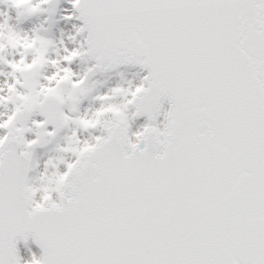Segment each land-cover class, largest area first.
<instances>
[{
    "label": "snow or ice",
    "instance_id": "snow-or-ice-1",
    "mask_svg": "<svg viewBox=\"0 0 264 264\" xmlns=\"http://www.w3.org/2000/svg\"><path fill=\"white\" fill-rule=\"evenodd\" d=\"M11 2L34 14L52 0ZM69 2L87 36L59 59L47 56L52 41L0 24V53L23 49L4 61L14 79L0 96L15 105L0 120V264H21L17 243L29 238L43 250L31 264H264V0ZM86 56L97 61L89 73L130 64L147 74L74 117L63 107L77 110L88 73L73 79L59 64ZM48 64L56 71L40 83ZM130 109L147 117L131 135ZM34 112L44 119L17 126ZM69 124L106 135L81 143L73 132L60 150L75 159L59 161L63 172L50 159L31 187L34 149Z\"/></svg>",
    "mask_w": 264,
    "mask_h": 264
},
{
    "label": "rangeland",
    "instance_id": "rangeland-1",
    "mask_svg": "<svg viewBox=\"0 0 264 264\" xmlns=\"http://www.w3.org/2000/svg\"><path fill=\"white\" fill-rule=\"evenodd\" d=\"M33 2H37V0H33ZM71 3L69 0H52L50 4H43L41 5V11L36 12L34 14H27L24 12L23 9H17L13 6L11 0H0V24H4L6 22V27L3 29L5 34L8 32L9 28L14 32L18 33L20 36L24 37L27 36L28 38H32L34 36H40L45 38L46 40L52 41V44L48 47L47 56L49 59H59L60 57L66 55L64 49L67 48L69 50L79 48L83 42L82 34H77V29L80 27L76 20V16L74 13L71 12ZM71 15L72 19H65V17ZM75 37V39H72ZM62 42V43H61ZM23 52L21 48H12L7 47L0 56H3V60H0V96H5L6 90L4 86H2V74L8 72L11 73L12 69L9 67L7 63L4 61H14L20 59V54ZM28 61L30 62L32 59V53L29 52L27 56ZM82 58L75 59L74 62L71 64H67L63 62V66L68 67L74 73V66L76 63H80ZM51 64L44 66L40 70L39 81L40 83H46L44 80L45 76L51 75L55 68ZM63 68V67H61ZM83 71L79 74L75 75L73 79H79L82 77ZM19 76V73L16 74ZM14 79L13 76H11ZM124 76H116V77H109L104 78L107 86L105 88H98L97 84L99 83V78L94 81H86V87L90 89L85 96L80 98L79 103L76 105V111L71 112L69 111L70 105L66 104L64 106L65 111L68 115L78 117L84 116L88 117L90 113L89 108L93 106H98L100 108L101 101L95 99L97 96L109 94L110 89L115 87H123L129 88L135 86L134 82L131 81H124ZM11 81V80H10ZM13 82V81H12ZM20 91H27L25 88H19ZM4 92V93H3ZM5 94V95H4ZM125 97L116 96L110 103L120 104L123 103ZM8 104V108L6 110V114L10 115L15 108L14 103L11 101H6ZM7 117V115H6ZM40 115L38 112H34L31 114L30 121L28 123H23L20 121L17 126H28L32 127L33 120H40ZM107 119V117H106ZM101 126L97 128H90V129H83L79 128L74 124H69L67 127L59 131L56 134V139L48 146H37L34 149V163H33V172L32 177L30 179L31 186L34 188H40L44 181L42 180V176L45 173V164L50 159L53 163L58 164V170L65 165L64 163H60L59 161L62 159L63 161L67 162V157L71 153H65L61 151L60 147L62 145V139L68 140V137L73 135V132L76 133V136L81 140L82 136L81 133L85 134V136L93 137L94 134L99 132ZM27 139H34L35 138V129L32 132L26 133ZM56 153H58L56 155ZM62 153V154H59ZM57 169L52 168L49 166L47 168V174L51 175L52 172L56 171ZM55 192H52L51 195L53 196ZM36 197L41 196V192H36ZM33 254L31 253V256Z\"/></svg>",
    "mask_w": 264,
    "mask_h": 264
},
{
    "label": "bare ground",
    "instance_id": "bare-ground-1",
    "mask_svg": "<svg viewBox=\"0 0 264 264\" xmlns=\"http://www.w3.org/2000/svg\"><path fill=\"white\" fill-rule=\"evenodd\" d=\"M72 12H74V14L76 16H78V12L75 11V9H71ZM82 36H84L83 38L85 39V33H82ZM87 46L85 45V48ZM75 60H73L74 62ZM96 64L94 60H91L90 58H88L87 56L82 58L81 59V62L80 63H76L75 66H74V73L75 75L79 74L81 71H83V74L82 76H84L86 73H88V80L90 81H94L96 80L97 78H99V83L97 84V87L98 88H105L107 86L106 82L104 81V78H109V77H116V76H124V81H133L135 86L137 84L140 83V80L141 78L146 75L147 73L145 71H143L142 69H139L137 67H130V68H123L122 70L120 69V71H118L116 74H103L101 73L98 68L94 69V71L92 73H89V69L93 67V65ZM51 67V66H49ZM59 67H65L63 66V62L61 61L60 64H59ZM53 68V67H51ZM56 71V68L53 72ZM52 72V73H53ZM2 76V86H4V89L6 90V93L8 94V91H7V85L12 83L13 79H12V75L8 72L4 73L1 75ZM11 80V81H10ZM133 86V88L135 87ZM4 93V92H3ZM6 94V95H7ZM1 95V94H0ZM5 95V94H4ZM8 108V104L6 102L4 103H0V117H2V119L4 118V115H6L5 113H2L3 111L5 112ZM99 107L98 106H93V107H90L88 111H90V113L88 114L89 117H92L93 114L95 113V111L98 109ZM164 110H167L168 109V105H165ZM134 111V109H130L129 111V123H130V129H129V135H131L132 133H135L137 131H142L143 130V127L144 125L147 123V120L146 119H136L135 117H132L131 113ZM8 117V115H7ZM4 118L5 119H7ZM160 121L163 120V116H161L159 118ZM106 128L104 126L101 127V129L99 130V132H97L96 134L93 135V137H89V136H85V134L81 133V143H83L84 141H89V142H93V138L96 137V136H102V135H106ZM62 145H61V149L66 147L68 145V140L66 139H62ZM65 153H71V152H65ZM58 153H56L57 155ZM59 154H62V153H59ZM75 157L74 155L71 153L68 157H67V161H71V160H74ZM66 170V167L65 165H62V167L60 168L59 171L63 172ZM37 199L40 198V196L38 195V197H36ZM53 198L54 199H57L58 200V197H57V193H54L53 195ZM31 253L33 255H35L37 258L40 257L42 254L41 252L38 250V247H36L31 241H29L25 247L24 246H21L18 248V254H19V257H20V261H21V264H31V261H32V258L33 256L31 257Z\"/></svg>",
    "mask_w": 264,
    "mask_h": 264
},
{
    "label": "water",
    "instance_id": "water-1",
    "mask_svg": "<svg viewBox=\"0 0 264 264\" xmlns=\"http://www.w3.org/2000/svg\"><path fill=\"white\" fill-rule=\"evenodd\" d=\"M28 118H29V114H26V118H25V120H28ZM48 126H53V125H52V124H49ZM60 129H61V128H60ZM53 137H54V136H52V137H47V138H46L47 142H46L45 144L50 143L51 140L53 139ZM20 150H21L20 148H17V149H16L17 153H19ZM28 172H29V171H28ZM28 172H27V175H28ZM21 241H23V240H21ZM23 242H24V241H23Z\"/></svg>",
    "mask_w": 264,
    "mask_h": 264
}]
</instances>
